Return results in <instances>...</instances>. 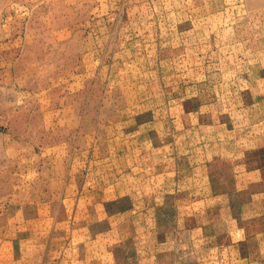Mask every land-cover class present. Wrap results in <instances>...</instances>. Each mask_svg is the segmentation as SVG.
I'll list each match as a JSON object with an SVG mask.
<instances>
[{
  "label": "rangeland",
  "instance_id": "obj_1",
  "mask_svg": "<svg viewBox=\"0 0 264 264\" xmlns=\"http://www.w3.org/2000/svg\"><path fill=\"white\" fill-rule=\"evenodd\" d=\"M0 264H264V0H0Z\"/></svg>",
  "mask_w": 264,
  "mask_h": 264
},
{
  "label": "crops",
  "instance_id": "obj_2",
  "mask_svg": "<svg viewBox=\"0 0 264 264\" xmlns=\"http://www.w3.org/2000/svg\"><path fill=\"white\" fill-rule=\"evenodd\" d=\"M223 199V205L225 203V201H227V199L225 197L222 198Z\"/></svg>",
  "mask_w": 264,
  "mask_h": 264
}]
</instances>
